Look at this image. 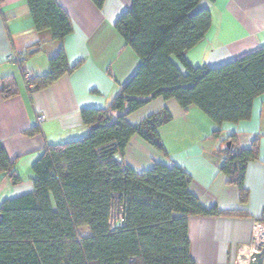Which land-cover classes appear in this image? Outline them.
<instances>
[{
	"label": "trees",
	"instance_id": "16d2710c",
	"mask_svg": "<svg viewBox=\"0 0 264 264\" xmlns=\"http://www.w3.org/2000/svg\"><path fill=\"white\" fill-rule=\"evenodd\" d=\"M91 1L98 9L104 2ZM25 2L36 32L48 31L60 43L72 33L71 19L56 0ZM200 2L132 0L117 19L114 28L139 66L106 107L81 111L83 136L46 145L32 166L33 190L1 204L0 264H196L189 253L188 219L243 215L203 207L188 189L190 175L178 165L153 162L137 173L117 159L133 136L167 155L158 133L172 120L166 109L136 125L127 121L154 99L174 100L184 111L196 107L216 126L212 136L219 137L224 124L249 120L254 102L264 96V47L215 68L192 67L185 60L184 52L210 29V12L197 10ZM49 64L47 75L24 80L30 92L78 66H68L63 49ZM9 84L3 83L4 98L15 93ZM257 142L239 149L229 137V147L219 152L218 171L237 188L242 205L245 170L258 159ZM0 174L20 182L2 146ZM115 203L125 207L121 230L109 228ZM81 229L89 234L80 236Z\"/></svg>",
	"mask_w": 264,
	"mask_h": 264
},
{
	"label": "crops",
	"instance_id": "0c3cea01",
	"mask_svg": "<svg viewBox=\"0 0 264 264\" xmlns=\"http://www.w3.org/2000/svg\"><path fill=\"white\" fill-rule=\"evenodd\" d=\"M69 15L73 31L63 42L53 41L48 31L36 32L25 0H2L0 4V146L14 162L20 182L13 184L0 174V206L33 190V164L46 145L61 144L86 133L83 109L106 107L139 66V59L116 32L117 19L131 8L132 0H104L98 9L91 0H56ZM210 12L211 25L192 49L184 52L192 67L215 68L264 47V0H201L197 10ZM64 50L71 73L62 75L45 89L30 92L27 71L41 77L50 72L49 60ZM25 54L23 64L9 57ZM177 64V63H176ZM182 69L179 64H177ZM10 80L14 95L2 97ZM166 109L172 120L158 133L167 155L163 156L138 136L117 157L140 173L153 162L182 167L191 177L188 189L200 204L241 216L190 217L189 253L196 264H240L242 250L251 241L252 220L264 211V96L254 102L250 119L224 124L219 137L216 126L196 107L182 110L174 100L154 99L127 117L131 125ZM43 121L38 125V118ZM38 132L28 135L31 130ZM233 137L239 149L258 139V159L245 170L247 201L218 171L219 153ZM245 264V263H244ZM264 264V253L260 263Z\"/></svg>",
	"mask_w": 264,
	"mask_h": 264
},
{
	"label": "built area",
	"instance_id": "2783aa9c",
	"mask_svg": "<svg viewBox=\"0 0 264 264\" xmlns=\"http://www.w3.org/2000/svg\"><path fill=\"white\" fill-rule=\"evenodd\" d=\"M25 54H17L9 57V62L17 64H23L25 62ZM25 80H30L33 76L24 71ZM43 121L40 117L38 118V125ZM125 224V207L124 204H114L110 217H109V228L110 230H121ZM264 253V211L260 218L252 220L251 225V241L248 246L242 250L243 262L249 264V259L253 254Z\"/></svg>",
	"mask_w": 264,
	"mask_h": 264
},
{
	"label": "water",
	"instance_id": "95a60500",
	"mask_svg": "<svg viewBox=\"0 0 264 264\" xmlns=\"http://www.w3.org/2000/svg\"><path fill=\"white\" fill-rule=\"evenodd\" d=\"M226 147H229V143L226 144ZM261 259L260 254H253L249 259V264H259Z\"/></svg>",
	"mask_w": 264,
	"mask_h": 264
},
{
	"label": "rangeland",
	"instance_id": "374dc122",
	"mask_svg": "<svg viewBox=\"0 0 264 264\" xmlns=\"http://www.w3.org/2000/svg\"><path fill=\"white\" fill-rule=\"evenodd\" d=\"M79 234L80 236H86L89 234V232L86 229H81Z\"/></svg>",
	"mask_w": 264,
	"mask_h": 264
},
{
	"label": "bare ground",
	"instance_id": "6f19581e",
	"mask_svg": "<svg viewBox=\"0 0 264 264\" xmlns=\"http://www.w3.org/2000/svg\"><path fill=\"white\" fill-rule=\"evenodd\" d=\"M240 264H244V263L241 262ZM245 264H246V263H245Z\"/></svg>",
	"mask_w": 264,
	"mask_h": 264
}]
</instances>
